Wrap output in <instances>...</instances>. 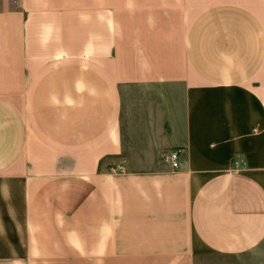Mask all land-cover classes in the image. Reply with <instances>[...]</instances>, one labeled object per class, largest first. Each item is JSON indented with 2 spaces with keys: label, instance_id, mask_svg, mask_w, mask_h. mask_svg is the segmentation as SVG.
I'll use <instances>...</instances> for the list:
<instances>
[{
  "label": "crops",
  "instance_id": "1",
  "mask_svg": "<svg viewBox=\"0 0 264 264\" xmlns=\"http://www.w3.org/2000/svg\"><path fill=\"white\" fill-rule=\"evenodd\" d=\"M0 264H264V0H0Z\"/></svg>",
  "mask_w": 264,
  "mask_h": 264
},
{
  "label": "built area",
  "instance_id": "2",
  "mask_svg": "<svg viewBox=\"0 0 264 264\" xmlns=\"http://www.w3.org/2000/svg\"><path fill=\"white\" fill-rule=\"evenodd\" d=\"M180 153L181 149H175V150H165L163 152L158 153V162L161 166H169L171 170L175 171L179 168L180 165ZM245 165V161L243 158L235 159L232 163L231 168L229 169L231 173L237 174L239 171H241L242 167ZM108 173L112 175H119V174H125L126 169L122 164L112 166Z\"/></svg>",
  "mask_w": 264,
  "mask_h": 264
},
{
  "label": "rangeland",
  "instance_id": "3",
  "mask_svg": "<svg viewBox=\"0 0 264 264\" xmlns=\"http://www.w3.org/2000/svg\"><path fill=\"white\" fill-rule=\"evenodd\" d=\"M234 161V160H233ZM233 161H232V163H233ZM232 163H231V166H232ZM231 168V167H230Z\"/></svg>",
  "mask_w": 264,
  "mask_h": 264
}]
</instances>
